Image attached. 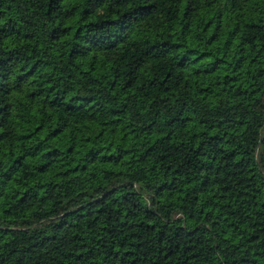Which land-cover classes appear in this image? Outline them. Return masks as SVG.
Instances as JSON below:
<instances>
[{
  "label": "trees",
  "instance_id": "obj_1",
  "mask_svg": "<svg viewBox=\"0 0 264 264\" xmlns=\"http://www.w3.org/2000/svg\"><path fill=\"white\" fill-rule=\"evenodd\" d=\"M0 264H264V0H0Z\"/></svg>",
  "mask_w": 264,
  "mask_h": 264
}]
</instances>
